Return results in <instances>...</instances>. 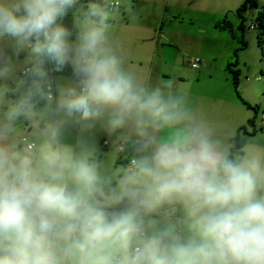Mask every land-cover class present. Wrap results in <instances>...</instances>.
I'll list each match as a JSON object with an SVG mask.
<instances>
[{
  "label": "clouds",
  "instance_id": "obj_1",
  "mask_svg": "<svg viewBox=\"0 0 264 264\" xmlns=\"http://www.w3.org/2000/svg\"><path fill=\"white\" fill-rule=\"evenodd\" d=\"M132 14L0 0V264H264V138L130 67Z\"/></svg>",
  "mask_w": 264,
  "mask_h": 264
},
{
  "label": "rangeland",
  "instance_id": "obj_2",
  "mask_svg": "<svg viewBox=\"0 0 264 264\" xmlns=\"http://www.w3.org/2000/svg\"><path fill=\"white\" fill-rule=\"evenodd\" d=\"M244 1L129 0L133 14L121 18L114 39L128 64L142 62L165 77L160 80L174 83H234L227 67L237 62L233 70L240 71L238 92L257 108L255 112L239 98L255 123L247 125L249 132L256 130L248 137L264 138V44H258L257 27L251 28L256 26V10L245 14L243 34L238 29L241 20L236 12ZM196 59L201 69L192 67ZM209 62L215 70L206 73L203 67ZM233 88L235 93L234 84Z\"/></svg>",
  "mask_w": 264,
  "mask_h": 264
},
{
  "label": "crops",
  "instance_id": "obj_3",
  "mask_svg": "<svg viewBox=\"0 0 264 264\" xmlns=\"http://www.w3.org/2000/svg\"><path fill=\"white\" fill-rule=\"evenodd\" d=\"M136 64L130 62L129 66L149 77L153 82L165 78L157 76L154 68H146L142 62ZM212 68L215 70L214 65L209 62L207 66L204 64L203 70H206L207 73ZM175 86L190 94L194 106L205 111L228 128L239 132L242 127H247L250 114L239 101L237 93H234L233 83H175ZM247 103L252 102L248 101Z\"/></svg>",
  "mask_w": 264,
  "mask_h": 264
},
{
  "label": "trees",
  "instance_id": "obj_4",
  "mask_svg": "<svg viewBox=\"0 0 264 264\" xmlns=\"http://www.w3.org/2000/svg\"><path fill=\"white\" fill-rule=\"evenodd\" d=\"M82 3H87L88 0H81ZM261 5V10H259V7ZM249 10H256L257 11V14H256V17H255V23H256V27H257V30H258V39H259V42L258 44L261 46L262 44H264V3L261 4L259 0H245L244 3L237 9V16L240 18V25H239V31L243 34V32L245 31L246 29V25H245V22H246V17H245V14L249 11ZM67 22H70V20H66V23ZM256 29V28H255ZM244 47L246 46L245 43L242 41ZM236 53V52H235ZM236 63H229L228 65V70L232 73L233 75V79H234V87H235V90H236V93L238 95V97L243 101V103L245 105H247L249 108H252L255 110V112H257V108L255 107H252L251 105H249L247 102H245L242 97L240 96L239 92H238V88H239V75H240V71L239 70H233V66H235ZM249 126H255V123L254 121H250L248 123ZM239 133L243 136H252V135H255L256 133V130H253L252 132H249L247 130V127H242L240 130H239Z\"/></svg>",
  "mask_w": 264,
  "mask_h": 264
},
{
  "label": "built area",
  "instance_id": "obj_5",
  "mask_svg": "<svg viewBox=\"0 0 264 264\" xmlns=\"http://www.w3.org/2000/svg\"><path fill=\"white\" fill-rule=\"evenodd\" d=\"M251 28L252 29H254V28H256V26H251ZM192 67L194 68V69H201L202 67H201V61L200 60H198V59H196L195 61H194V63H193V65H192Z\"/></svg>",
  "mask_w": 264,
  "mask_h": 264
}]
</instances>
